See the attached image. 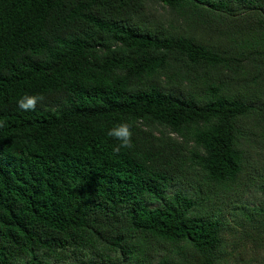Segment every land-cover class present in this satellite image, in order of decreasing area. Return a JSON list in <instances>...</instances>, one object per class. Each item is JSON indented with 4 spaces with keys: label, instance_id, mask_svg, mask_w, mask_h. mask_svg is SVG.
<instances>
[{
    "label": "trees",
    "instance_id": "16d2710c",
    "mask_svg": "<svg viewBox=\"0 0 264 264\" xmlns=\"http://www.w3.org/2000/svg\"><path fill=\"white\" fill-rule=\"evenodd\" d=\"M247 250L264 251V0H0V264Z\"/></svg>",
    "mask_w": 264,
    "mask_h": 264
},
{
    "label": "clouds",
    "instance_id": "9594fccd",
    "mask_svg": "<svg viewBox=\"0 0 264 264\" xmlns=\"http://www.w3.org/2000/svg\"><path fill=\"white\" fill-rule=\"evenodd\" d=\"M43 97H29L27 98V102L23 103L21 102L19 104V107L22 109H32L35 107L37 100H42ZM109 136L114 137L118 141H120L119 145H117L114 150L118 151L120 147L129 146L130 144V132L128 125L126 124H120L116 127H114L112 130L108 133Z\"/></svg>",
    "mask_w": 264,
    "mask_h": 264
},
{
    "label": "rangeland",
    "instance_id": "374dc122",
    "mask_svg": "<svg viewBox=\"0 0 264 264\" xmlns=\"http://www.w3.org/2000/svg\"><path fill=\"white\" fill-rule=\"evenodd\" d=\"M160 12H162V11H160ZM161 14V13H160ZM250 252V250H247V252L245 251V253L243 254V256H244V258H242L243 260L244 259H250L251 257H254V259L252 260V261H250V262H252V263H258V261H260L261 259H264V251H262V250H255V251H253L252 252V254H251V256H249V257H246L247 256V254ZM263 257V258H262ZM262 264H264V260H263V262H262Z\"/></svg>",
    "mask_w": 264,
    "mask_h": 264
}]
</instances>
